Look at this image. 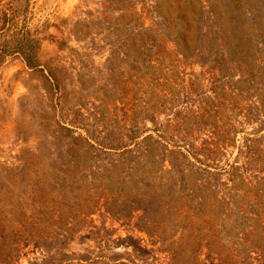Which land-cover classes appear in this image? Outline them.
<instances>
[{
	"label": "rangeland",
	"instance_id": "1",
	"mask_svg": "<svg viewBox=\"0 0 264 264\" xmlns=\"http://www.w3.org/2000/svg\"><path fill=\"white\" fill-rule=\"evenodd\" d=\"M0 7V264H264V0Z\"/></svg>",
	"mask_w": 264,
	"mask_h": 264
},
{
	"label": "trees",
	"instance_id": "2",
	"mask_svg": "<svg viewBox=\"0 0 264 264\" xmlns=\"http://www.w3.org/2000/svg\"><path fill=\"white\" fill-rule=\"evenodd\" d=\"M9 21L10 16L0 7V58L11 54L17 55L28 68L43 70L37 56L38 39L27 32L16 31L8 34ZM48 74H51L49 68Z\"/></svg>",
	"mask_w": 264,
	"mask_h": 264
}]
</instances>
